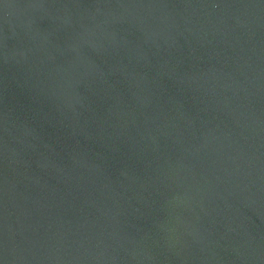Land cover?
<instances>
[{
    "label": "water",
    "instance_id": "obj_1",
    "mask_svg": "<svg viewBox=\"0 0 264 264\" xmlns=\"http://www.w3.org/2000/svg\"><path fill=\"white\" fill-rule=\"evenodd\" d=\"M0 264H264V0H0Z\"/></svg>",
    "mask_w": 264,
    "mask_h": 264
}]
</instances>
